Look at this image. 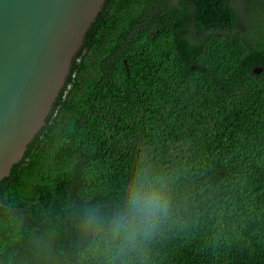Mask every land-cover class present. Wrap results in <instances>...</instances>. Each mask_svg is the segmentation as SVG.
<instances>
[{"label":"trees","instance_id":"trees-1","mask_svg":"<svg viewBox=\"0 0 264 264\" xmlns=\"http://www.w3.org/2000/svg\"><path fill=\"white\" fill-rule=\"evenodd\" d=\"M226 3L105 0L0 182V264H264V0L246 38ZM140 177L167 211L125 244Z\"/></svg>","mask_w":264,"mask_h":264},{"label":"water","instance_id":"water-1","mask_svg":"<svg viewBox=\"0 0 264 264\" xmlns=\"http://www.w3.org/2000/svg\"><path fill=\"white\" fill-rule=\"evenodd\" d=\"M104 2L0 0V182L45 125Z\"/></svg>","mask_w":264,"mask_h":264},{"label":"clouds","instance_id":"clouds-1","mask_svg":"<svg viewBox=\"0 0 264 264\" xmlns=\"http://www.w3.org/2000/svg\"><path fill=\"white\" fill-rule=\"evenodd\" d=\"M168 198L162 180L138 178L132 188L127 209L117 213L111 225L114 237H122L125 244L135 240L142 231L141 225L147 226L160 214L167 211Z\"/></svg>","mask_w":264,"mask_h":264},{"label":"flooded vegetation","instance_id":"flooded-vegetation-1","mask_svg":"<svg viewBox=\"0 0 264 264\" xmlns=\"http://www.w3.org/2000/svg\"><path fill=\"white\" fill-rule=\"evenodd\" d=\"M235 3L236 1L233 0ZM259 0H243L242 3H236V5H238L239 7L235 6V4H233L232 0H226V4L225 6L228 7L227 9L224 10V12L227 13L228 18L230 19V21H232L234 23V27H233V31L237 32L239 31V28L241 27V23L243 21V11L242 8H244L243 6H245L248 11H247V18L248 20L253 23V21L256 19V16H254V12H257V10H252V6L249 7V3L252 2L253 3H257ZM199 18H201V15H197ZM196 18V19H199ZM227 18V19H228ZM202 20H207L208 18L202 17Z\"/></svg>","mask_w":264,"mask_h":264},{"label":"rangeland","instance_id":"rangeland-1","mask_svg":"<svg viewBox=\"0 0 264 264\" xmlns=\"http://www.w3.org/2000/svg\"><path fill=\"white\" fill-rule=\"evenodd\" d=\"M239 1H243V0H239ZM243 7L244 8H242V11H243V16L244 17H243V21L241 23V27H240L239 33H241V36H243L244 38H246L248 35H250L252 32H254L253 29H254L255 25H253V23L251 25V22L247 18V11H248V9L245 6H243ZM254 16H256V20H259V17H257V16H259L257 12H254Z\"/></svg>","mask_w":264,"mask_h":264}]
</instances>
